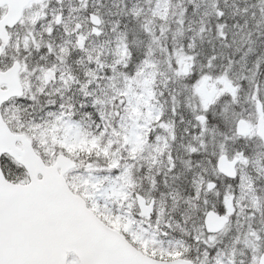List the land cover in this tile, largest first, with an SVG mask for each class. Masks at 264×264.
<instances>
[{
  "label": "snow or ice",
  "instance_id": "1",
  "mask_svg": "<svg viewBox=\"0 0 264 264\" xmlns=\"http://www.w3.org/2000/svg\"><path fill=\"white\" fill-rule=\"evenodd\" d=\"M0 264H264V0H0Z\"/></svg>",
  "mask_w": 264,
  "mask_h": 264
}]
</instances>
